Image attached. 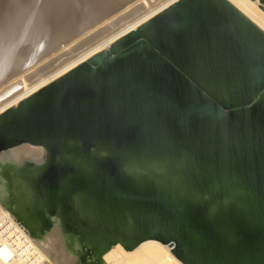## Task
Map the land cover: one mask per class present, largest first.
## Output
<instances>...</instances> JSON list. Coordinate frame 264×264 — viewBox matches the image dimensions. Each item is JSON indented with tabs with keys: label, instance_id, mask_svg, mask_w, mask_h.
I'll return each mask as SVG.
<instances>
[{
	"label": "bare ground",
	"instance_id": "6f19581e",
	"mask_svg": "<svg viewBox=\"0 0 264 264\" xmlns=\"http://www.w3.org/2000/svg\"><path fill=\"white\" fill-rule=\"evenodd\" d=\"M0 264H264V0H0Z\"/></svg>",
	"mask_w": 264,
	"mask_h": 264
},
{
	"label": "water",
	"instance_id": "95a60500",
	"mask_svg": "<svg viewBox=\"0 0 264 264\" xmlns=\"http://www.w3.org/2000/svg\"><path fill=\"white\" fill-rule=\"evenodd\" d=\"M162 93L164 97L160 99L159 95ZM175 94L176 90L168 87L166 84H162L155 89H139V95L134 94L133 96L130 95L129 98L127 97L128 102L126 107H130V115L125 117V109L121 111L122 122L112 124L111 129L126 134L138 133L145 128H156L165 132L169 131L172 129V121L177 120V114L183 109L177 107ZM179 122L180 120L178 119L177 123ZM179 124L183 125V123ZM258 139L252 138L250 141L253 143Z\"/></svg>",
	"mask_w": 264,
	"mask_h": 264
},
{
	"label": "rangeland",
	"instance_id": "374dc122",
	"mask_svg": "<svg viewBox=\"0 0 264 264\" xmlns=\"http://www.w3.org/2000/svg\"><path fill=\"white\" fill-rule=\"evenodd\" d=\"M52 25H53L52 23L49 24V25H48V28L52 29ZM12 119H14V118H12ZM12 119H11V120H12ZM15 119H19V118H15ZM21 119H22V118H21ZM24 120H27V119H24ZM28 121L33 122V121H31V120H28ZM33 123H34V122H33Z\"/></svg>",
	"mask_w": 264,
	"mask_h": 264
}]
</instances>
